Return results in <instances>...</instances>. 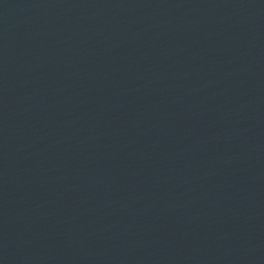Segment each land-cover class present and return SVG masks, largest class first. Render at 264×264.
<instances>
[{
	"label": "water",
	"instance_id": "1",
	"mask_svg": "<svg viewBox=\"0 0 264 264\" xmlns=\"http://www.w3.org/2000/svg\"><path fill=\"white\" fill-rule=\"evenodd\" d=\"M0 264H264V0H0Z\"/></svg>",
	"mask_w": 264,
	"mask_h": 264
}]
</instances>
